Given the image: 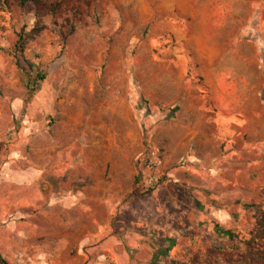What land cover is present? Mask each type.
<instances>
[{"label":"rangeland","instance_id":"obj_1","mask_svg":"<svg viewBox=\"0 0 264 264\" xmlns=\"http://www.w3.org/2000/svg\"><path fill=\"white\" fill-rule=\"evenodd\" d=\"M242 3L0 0L7 264H264V153L239 134L228 153L212 155L218 180L197 176L184 186L181 109L162 121L169 106L181 105V16L224 48L239 28L230 26L242 22ZM128 56L145 96L137 113L143 134L127 102ZM154 156L161 182L149 188ZM215 223L233 236L216 233Z\"/></svg>","mask_w":264,"mask_h":264},{"label":"crops","instance_id":"obj_2","mask_svg":"<svg viewBox=\"0 0 264 264\" xmlns=\"http://www.w3.org/2000/svg\"><path fill=\"white\" fill-rule=\"evenodd\" d=\"M242 2V22L230 26L239 28L224 39V48L223 40L203 39L197 29L199 24L190 25L181 16V105L169 106L177 109L173 116L162 121L174 120L181 109V184L184 186H190L197 176L217 179L212 155L223 151L222 147L228 153L239 134L246 136L244 144L253 149L258 147L264 153V0L252 3L255 5L252 18L249 0ZM214 6L234 9L236 5ZM201 7L202 4L197 5L196 11L200 12ZM198 14L201 18L202 14ZM198 14L192 17L195 19ZM124 67L129 86L127 102L140 128L136 103L145 96L137 85L130 56L125 58ZM147 117L152 120L154 116ZM140 134H143L141 128ZM129 139L135 138L131 135ZM203 162L208 165L205 163L198 171ZM221 180L225 181L223 185H228L227 177Z\"/></svg>","mask_w":264,"mask_h":264},{"label":"trees","instance_id":"obj_3","mask_svg":"<svg viewBox=\"0 0 264 264\" xmlns=\"http://www.w3.org/2000/svg\"><path fill=\"white\" fill-rule=\"evenodd\" d=\"M6 0H1V2H5ZM17 1V3L20 5V6H23L24 4H26V3H28V2H35V3H37V2H42V1H44V0H16ZM57 6V2H52L51 3V9L52 10H54L55 9V7ZM22 40H23V36H21L20 35V37L18 38V40L16 41V44H15V47L16 48H19L20 49V47L22 46ZM138 103L136 104V110H137V113H138V111L139 110H141V104H140V101L138 100L137 101ZM146 102V100H143V103H145ZM177 109V106H173V107H171V108H169V110H168V112H167V116L166 117H171V116H173V113H174V111ZM142 116H143V114H141V119H142ZM146 168H147V165H146ZM148 169V168H147ZM148 171V170H147ZM147 174V173H146ZM146 174H144V175H146ZM144 177V176H143ZM137 179H138V176H136L135 177V179H134V182H136L137 181ZM158 182H161V177L159 176L158 178H157V181H156V184L158 183ZM153 185H151V186H148L149 188L150 187H152ZM213 230L216 232V233H219V234H222V235H224V236H227V237H232L233 236V234H232V232L229 230V229H224V228H222L221 226H219V224L218 223H215L214 224V226H213ZM0 264H7V262L3 259V257L0 255Z\"/></svg>","mask_w":264,"mask_h":264},{"label":"built area","instance_id":"obj_4","mask_svg":"<svg viewBox=\"0 0 264 264\" xmlns=\"http://www.w3.org/2000/svg\"><path fill=\"white\" fill-rule=\"evenodd\" d=\"M148 174L145 176L144 180L147 186L156 184L158 175V164L156 162V157L149 159L147 162Z\"/></svg>","mask_w":264,"mask_h":264}]
</instances>
